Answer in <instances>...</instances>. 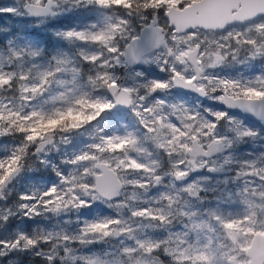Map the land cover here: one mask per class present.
I'll use <instances>...</instances> for the list:
<instances>
[{
	"label": "clouds",
	"instance_id": "obj_1",
	"mask_svg": "<svg viewBox=\"0 0 264 264\" xmlns=\"http://www.w3.org/2000/svg\"><path fill=\"white\" fill-rule=\"evenodd\" d=\"M42 2L50 8L44 16L29 11L32 0L15 5L11 19L0 27V51L12 57L15 65L22 58V41L18 37L30 30L39 28L52 35L78 31L75 26L59 27L56 22L80 13H107L109 20L97 16L95 22L81 24L79 29L86 35L105 31L109 37L94 61L98 67L103 66L99 72L89 74L90 66L86 60L83 62L82 80L92 93L86 99L114 101V91L128 89L132 103L97 114V109L77 104L74 99L57 111L46 112L40 106L47 98V80L37 84L15 71L0 72V77L9 81L0 83V90H15L21 104L18 114L5 118L0 129L4 133L0 143L15 136L21 144L17 151L0 159L7 162L19 156L15 164L0 168V264H137L141 257V264H176L183 253L179 244L174 246L172 236L182 233L187 238L189 225L199 219L198 213L214 206L219 195L214 189L223 168L218 162L227 165L234 158L225 153L244 152L251 147L254 153L264 155V121L260 127L252 128L232 118L231 110L239 108L221 103L218 97L224 93L215 90L216 78L224 79L216 73L228 66L238 70L236 65H243L245 60L252 75L247 84L238 81L242 86L264 77V13L242 21V30L226 25L221 30L226 34L219 39L227 46L213 40L216 48L212 49L207 36L194 30L178 32L169 21L166 6L156 9L151 0H128L127 4L107 8L89 0ZM86 25L90 27L86 29ZM152 25L163 38L150 53L153 60L125 67V50ZM240 49L249 53L244 60L240 59ZM185 52L188 56L178 60ZM216 56L221 59L217 61ZM197 67L203 70L194 73ZM153 69L162 78L154 77ZM102 77H111L109 84L114 82L117 88H110ZM188 79L194 84L186 85ZM153 82L167 83L168 87L152 91ZM179 90L197 96L196 119L186 120L183 132L172 108L178 106L174 93ZM206 101L219 102L225 108L210 109ZM69 108L74 114L67 118ZM120 109L127 112L130 123L111 120ZM215 112L228 115L216 120L212 115ZM49 118L63 122L47 131L38 127V135L29 140L32 128ZM213 122L216 126L209 127ZM21 126L28 130L20 131ZM221 130L226 133L223 137ZM129 134L134 143L119 149L108 147L109 139L120 143L116 138ZM77 139L82 141L78 149L74 147ZM101 163L108 166L106 181L97 179L102 171L97 165ZM245 175L241 169L236 178ZM251 175L258 177V194L264 196V168L254 169ZM247 190L245 185L243 191ZM89 209H94L100 218L85 220L75 232L56 227L66 217L80 218ZM136 221L151 225L154 231L150 238L136 234L131 226ZM101 223L107 226L98 230L91 227ZM236 255L239 259L234 264H247L249 254L238 251Z\"/></svg>",
	"mask_w": 264,
	"mask_h": 264
},
{
	"label": "rangeland",
	"instance_id": "obj_2",
	"mask_svg": "<svg viewBox=\"0 0 264 264\" xmlns=\"http://www.w3.org/2000/svg\"><path fill=\"white\" fill-rule=\"evenodd\" d=\"M21 2L22 0H0V5H2L0 7V13L7 14L10 17L9 19H11L16 10L15 5ZM124 4H127L126 1H124ZM97 16H100L102 20L110 19L108 14L103 12H97L95 14L80 13L78 15L63 17L56 24L59 27L66 25L75 26L78 29L77 32L84 33L79 31L81 24L95 22ZM227 26L235 30H242L244 24H228ZM84 27L87 29L90 25ZM191 30L207 36V42L211 45L212 49L216 48V44L212 43L213 40H219V43L227 46L225 41L219 39L220 36L226 34V32H221L222 29L194 28ZM63 34L52 35L50 32L37 28L30 30L26 35L18 37V40L22 41L19 45L22 49V58L15 65L12 63V57L6 52L0 51V72L9 73L15 71L18 75H25L28 80L37 84L42 82V80H47V84L45 85L48 89L47 98L45 104L40 106L46 112L57 111L60 107L69 105L74 99L76 101L78 98L91 96L92 93L88 90L87 84L82 80L84 75L83 62L85 60L90 66L89 74L99 72L103 67H98L92 62L91 58L97 57L104 47V43L93 41L86 34L83 38H65ZM33 50L39 51L40 55L38 57L31 56L30 53ZM152 52L153 50L144 55L146 62L153 60V57L150 55ZM248 55L249 53L245 49H240V59L244 60ZM58 60L64 61V63H58ZM85 66L87 67V65ZM124 66H128L125 61ZM256 67L259 68L260 66L257 65ZM236 68L238 70L233 69L232 66H228L222 73L217 72L216 74L224 79H233L244 84L249 83V78L252 73L247 66V61L245 60L243 65L237 64ZM46 73L49 75L45 76ZM152 75L162 78L161 73L155 69H153ZM256 75H259V72ZM174 95L178 106L189 109L191 114L195 115V109L197 107L196 94L176 91ZM18 96L19 93L15 92V90L10 89L7 92L0 90V117H3L5 113L8 115L18 114L17 109L21 106ZM13 101H15V104ZM205 103L213 110L222 111L225 108L219 102L206 101ZM69 114L71 117L74 113L71 111L67 113V115ZM230 116L234 119L245 121L252 128L261 126L241 112L231 110ZM56 120L59 124H62V120ZM111 120L131 122L124 109L115 111L111 116ZM47 122L46 120L45 123L47 124ZM111 127L115 129L117 126L113 124ZM50 129H54L53 125H51ZM32 131L36 132L33 128ZM181 131H184V129H181ZM225 134L221 130V137ZM0 136H2L1 132ZM221 137H218V139ZM19 140L12 137V140L9 142L0 143V159H5L8 155L17 151L21 146ZM81 144L82 141L77 139L74 147L78 149ZM255 147H259V145ZM225 154L234 158H230L227 165H224L223 161L218 162L223 165V168L216 181L218 187L214 189L219 193L214 201V206L210 209H202L198 213L199 219L189 225V236L187 238H184L182 233L172 236L174 246L175 244H179V251L183 253V256L176 264H234V261L239 259L236 255L238 251L246 253V248L251 242L253 233L255 231L264 232V230H261L264 229V196L258 194L260 190L258 177L254 178L251 175L254 169L264 168V155L254 153L251 147L244 152H226ZM241 169H243L246 175L236 178ZM237 185L239 187H235ZM245 185L248 186L247 191H243ZM249 192L255 194L249 195ZM100 214H103V210ZM93 218L99 219L100 216L94 209H89L80 218L75 216L70 218L66 217L56 227L58 229L64 228L68 231L75 232L78 228L83 227L85 220ZM233 220L241 221V223L232 230L226 229L221 223V221L228 222ZM195 225H199V227H195ZM131 226L141 238H150L154 231L147 221L132 222ZM249 229L251 230L249 231ZM230 231L232 235L229 234ZM245 239H248L247 245L244 244ZM127 243H132V241H127ZM197 256H205L207 259L195 260ZM246 260L248 262V256ZM142 261L143 258L141 257L138 259L137 264H141Z\"/></svg>",
	"mask_w": 264,
	"mask_h": 264
},
{
	"label": "snow or ice",
	"instance_id": "obj_3",
	"mask_svg": "<svg viewBox=\"0 0 264 264\" xmlns=\"http://www.w3.org/2000/svg\"><path fill=\"white\" fill-rule=\"evenodd\" d=\"M89 2H95L100 7H109L113 3L124 4V0H89ZM29 11L35 16H44L49 13L50 8L44 2H42V0H32V4L29 6ZM166 11H167V7H166ZM261 13H264V11H262ZM172 19L175 20V17H173ZM174 26L176 27L177 25L174 24ZM63 35L65 36V38H74V37L83 38L85 36V33L77 32V31H68ZM88 36L90 37L91 40L99 41L101 43H107V40L109 38L105 31H100L98 33L91 34ZM162 42H163V38L158 28L153 27L148 29V40H147L148 48L158 47L161 45ZM30 55L33 57H38L40 55V52L37 50H33L31 51ZM186 56H188L187 52H185L183 56H178L177 59L182 60L183 57ZM91 59L92 62H94L97 59V57H92ZM130 59L136 60L138 59V57L132 56L130 57ZM220 59H221L220 56H216L217 61H219ZM57 62L64 63V61H59V60ZM202 70H203L202 68L197 67L194 69V73L200 72ZM47 75L49 74L46 73L45 76ZM177 75L179 76V73H177ZM102 79H104L105 83L108 84L110 88L113 89L117 88V85L114 82L109 84L111 77H102ZM181 80H183V77H181ZM8 82H9L8 79L4 77H0V83L7 84ZM90 82L95 83V81L91 80V78H90ZM180 82H181L180 80L177 81V83ZM153 83H154V87L152 88V91H156L157 89L162 90L168 87L167 83H163V82H153ZM185 83L186 85H192L194 84V81L192 79H188ZM198 90L201 92L204 91V89L202 88ZM215 90L222 91L224 93L223 95H220L218 97L221 103L227 105L229 108H239L245 112L251 113L256 117H258L260 120L264 121V77H258L255 81L250 82V84L243 86L238 81L216 78ZM128 91H129L128 89H124L119 92L114 91L113 92L114 101L109 100L107 98L88 100L84 97H81L76 100V103L97 109L98 110L97 114H99L100 112H103L104 110L112 109L117 105H123V106L131 105L132 101L127 95ZM159 103L163 104V101ZM172 108H173V112L176 114V124L180 127V129H184V123L186 120L196 119V117L191 114L190 110L185 109L183 106H172ZM67 111L71 112L73 111V109L69 108ZM137 115H140V113L137 112ZM212 115L215 117L216 120H222L228 115V113L215 112L212 113ZM5 118L11 119V115H9L8 117H3V119ZM41 118L43 119V117ZM94 118L95 117H88V119H94ZM13 123H15V121H13ZM48 123L54 126L58 123V121L54 118H49ZM204 123L205 122L203 121L201 122L202 125ZM208 126L215 127L216 125L213 122ZM19 130L23 132V131H27L28 129H25L23 126H21ZM170 130H174V129H171L170 126ZM35 135H38V133L34 132L33 136H29L28 139L32 140ZM116 139L120 140L121 142L114 143L113 140L109 139L108 141L109 148L119 149V148H123L126 144L134 143V141L131 139V134H129V136L127 137L124 138L117 137ZM18 159L19 156H14L11 160L7 162L0 161V168L6 167L7 165L10 164H15ZM107 167L108 166L105 163H101L97 165V168L102 169V171L97 177L98 180L106 181L108 179V174L106 171ZM53 191H55V189H53ZM221 223L226 229L232 230L235 229L241 223V221H235V220L228 222L221 221ZM106 226H107L106 224L101 223V224L92 225L91 227L93 228V230H98ZM195 227H199V225H195ZM250 230L251 229H249V231ZM229 234L232 235V232L230 231ZM205 259H207L205 256L195 257V260H205Z\"/></svg>",
	"mask_w": 264,
	"mask_h": 264
},
{
	"label": "water",
	"instance_id": "obj_4",
	"mask_svg": "<svg viewBox=\"0 0 264 264\" xmlns=\"http://www.w3.org/2000/svg\"><path fill=\"white\" fill-rule=\"evenodd\" d=\"M262 11H264V0H192L182 6L175 4L168 6L167 16L172 25H177L175 28L178 32H184L194 28L221 30L228 24H243L242 21ZM173 17L175 20L172 19ZM153 27L155 25L146 27L140 33L139 39L133 41L125 50L123 58L128 66L146 62L144 55L156 48L147 47L148 29ZM132 56H137L138 59L131 60ZM233 111L241 112L246 117L261 123V120L251 113L239 109ZM246 253L249 254L247 264H264V232H254Z\"/></svg>",
	"mask_w": 264,
	"mask_h": 264
},
{
	"label": "trees",
	"instance_id": "obj_5",
	"mask_svg": "<svg viewBox=\"0 0 264 264\" xmlns=\"http://www.w3.org/2000/svg\"><path fill=\"white\" fill-rule=\"evenodd\" d=\"M124 1H126V3H128V0H124ZM190 1H192V0H151V5H152V7L156 8V9H159L161 6H166V7H168V6L172 5V4H183V3H186V2H190ZM1 6H2V5H0V7H1ZM0 11H1V10H0ZM9 18H10V17L7 16V14H5V13H4V14H3V13H0V27H2V26H3V23H4L5 21H7ZM2 40H3V36H2V34H0V42H2ZM8 116H9V115H8ZM3 117H4V116H3ZM3 117H0V129L3 128V125H4V123H5ZM67 118H70V114L67 115ZM47 121H48V120H47ZM45 122H46V120L42 121V122L39 124V126H34L33 129H35L36 132H37V128H38V127H42L45 131L49 130L50 127H51V124H49L48 122H47V124H46ZM62 122H63V121H62ZM58 125H60V124L57 123V124L54 125L53 127L56 128ZM1 135H4V133L1 132ZM8 135H11V133H8ZM13 137H15V136H13ZM15 138L20 139L19 137H15ZM80 228H82V227H80ZM80 228H78L77 231H78Z\"/></svg>",
	"mask_w": 264,
	"mask_h": 264
},
{
	"label": "flooded vegetation",
	"instance_id": "obj_6",
	"mask_svg": "<svg viewBox=\"0 0 264 264\" xmlns=\"http://www.w3.org/2000/svg\"><path fill=\"white\" fill-rule=\"evenodd\" d=\"M186 3H188V2H186ZM186 3H183V4H175V5H177V6H182V5H184V4H186ZM168 8V7H167ZM189 93V92H188ZM255 121V120H254ZM255 122H257V123H259L260 125H261V123L259 122V121H255ZM263 214H264V210H263ZM264 216V215H263ZM256 232V231H255ZM254 234V233H253Z\"/></svg>",
	"mask_w": 264,
	"mask_h": 264
}]
</instances>
